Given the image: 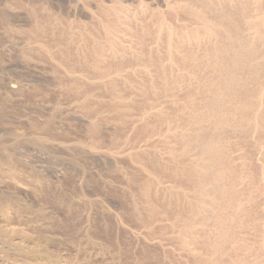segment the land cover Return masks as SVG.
<instances>
[{
	"label": "rangeland",
	"instance_id": "obj_1",
	"mask_svg": "<svg viewBox=\"0 0 264 264\" xmlns=\"http://www.w3.org/2000/svg\"><path fill=\"white\" fill-rule=\"evenodd\" d=\"M0 264H264V0H0Z\"/></svg>",
	"mask_w": 264,
	"mask_h": 264
}]
</instances>
